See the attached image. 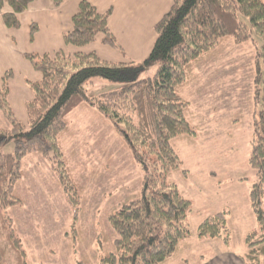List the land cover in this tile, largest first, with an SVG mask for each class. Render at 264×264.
Here are the masks:
<instances>
[{
  "label": "trees",
  "instance_id": "trees-1",
  "mask_svg": "<svg viewBox=\"0 0 264 264\" xmlns=\"http://www.w3.org/2000/svg\"><path fill=\"white\" fill-rule=\"evenodd\" d=\"M32 1L0 0L7 28H20L18 14L27 11ZM66 1L52 0V3L61 7ZM5 6L10 10L4 11ZM111 12L110 9L100 13L92 3L79 0L71 29L63 33L64 44L84 47L103 34V43L116 47L108 26ZM242 16L249 24L241 20ZM154 29L155 42L142 62H111L95 52L68 54L58 50L53 54H25L32 67L41 73L39 81L28 82L33 97L25 104L26 123L16 117L9 102V83L14 73L7 70L3 74L0 111L11 128H0V225L1 238L7 239L15 252L12 264H28V254L15 230L14 219L3 211L22 203L16 186L23 177L22 159L27 155L40 154L55 164L59 185L73 210L71 232L76 234L79 230L80 196L61 144L62 135L70 131L68 115L79 106L95 107L112 124L143 173L138 197L109 216L117 238L114 250L101 263L161 264L190 236L187 217L192 203L169 178L182 165L173 140L196 135L187 120L189 101L180 96L178 89L186 82L190 64L215 48L221 39L234 38L241 43L257 36L264 41V0H175ZM37 31L33 24L30 41ZM257 62L255 96L262 102V108L254 118L248 162L256 172L249 201L258 229L245 237L246 264H264V43L258 50ZM156 64L154 74L139 79L141 72ZM94 78L119 86L92 95L88 86ZM8 142L15 144L13 153L1 151ZM228 214L224 210L204 218L197 236L228 246L231 243ZM11 259L7 245L0 246V264H11Z\"/></svg>",
  "mask_w": 264,
  "mask_h": 264
},
{
  "label": "rangeland",
  "instance_id": "rangeland-1",
  "mask_svg": "<svg viewBox=\"0 0 264 264\" xmlns=\"http://www.w3.org/2000/svg\"><path fill=\"white\" fill-rule=\"evenodd\" d=\"M241 20L249 24L247 18ZM263 43L257 36L241 43L221 39L190 64L186 82L178 89L189 101L187 120L196 135L173 140L182 165L169 178L192 203L187 217L190 236L164 264L204 263L210 250L200 242L197 228L217 212H229L231 247L236 250L246 249V235L258 229L249 201L256 172L248 161L254 118L262 108L255 96V78ZM259 65L262 69L261 61ZM157 67L141 72L139 79L151 76ZM92 81L88 86L92 95L119 86L102 78ZM68 119L70 131L62 135L61 144L80 196L79 230L71 232L73 210L59 185L55 164L40 154L27 155L22 159L23 177L16 186L22 203L3 214L14 219L28 264H102L117 238L110 214L140 192L143 173L112 124L91 106L75 108ZM0 128H10L1 111ZM1 151L13 153L15 144L8 142ZM2 230L0 225V246L7 245L12 264L15 252L1 238Z\"/></svg>",
  "mask_w": 264,
  "mask_h": 264
},
{
  "label": "crops",
  "instance_id": "crops-1",
  "mask_svg": "<svg viewBox=\"0 0 264 264\" xmlns=\"http://www.w3.org/2000/svg\"><path fill=\"white\" fill-rule=\"evenodd\" d=\"M87 1L100 13L111 9L108 26L115 38L116 47L105 45L102 41L103 34H99L93 43L84 47L64 44L63 33L71 29L72 17L78 10L79 0H67L61 7H55L52 0H33L27 11L18 14L19 29L7 28L0 12V86L5 71L12 70L14 76L9 83V102L20 121L27 122L25 104L33 97L28 82L41 79V73L32 67L25 54H53L58 50L68 54L95 52L101 59L111 62H142L150 54L155 42V25L170 10L175 0ZM9 10L5 6L4 11ZM33 24L38 27V31L34 40L30 41ZM200 242L205 243L206 247L208 245L210 250L206 261L200 264H246L245 248L236 250L231 247V243L226 246L215 239L200 238ZM203 256L205 255L200 257ZM185 264H189V261L186 260Z\"/></svg>",
  "mask_w": 264,
  "mask_h": 264
}]
</instances>
